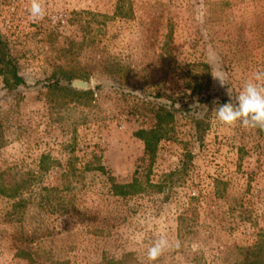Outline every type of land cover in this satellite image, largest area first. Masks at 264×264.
I'll use <instances>...</instances> for the list:
<instances>
[{"label":"rangeland","instance_id":"1","mask_svg":"<svg viewBox=\"0 0 264 264\" xmlns=\"http://www.w3.org/2000/svg\"><path fill=\"white\" fill-rule=\"evenodd\" d=\"M44 6L0 0L24 80L0 74V264H264V131L215 118L264 69V0Z\"/></svg>","mask_w":264,"mask_h":264},{"label":"clouds","instance_id":"2","mask_svg":"<svg viewBox=\"0 0 264 264\" xmlns=\"http://www.w3.org/2000/svg\"><path fill=\"white\" fill-rule=\"evenodd\" d=\"M27 12L29 19L33 21L43 19L46 15L44 0H29ZM213 76L219 80L221 86L226 84L222 75L213 74ZM215 118L224 126H241L264 131V69L251 74L234 102L219 105L215 110ZM180 247L181 242L178 239L170 240L166 236H160L148 247L147 260L155 262L165 252Z\"/></svg>","mask_w":264,"mask_h":264},{"label":"trees","instance_id":"3","mask_svg":"<svg viewBox=\"0 0 264 264\" xmlns=\"http://www.w3.org/2000/svg\"><path fill=\"white\" fill-rule=\"evenodd\" d=\"M0 74L3 75V85L7 88L16 87L22 83L24 80L18 72V62L16 57L12 56L9 53L8 43L0 35ZM57 83V82H56ZM59 86V84H58ZM161 119L157 118L156 124L150 128H139L135 130V135L144 140L145 151L148 153L149 158L153 159L155 154L156 145L160 137ZM113 187L117 194H128L133 190V182L117 183L114 182ZM17 187H9L6 189H1L5 191L6 195L14 196L18 192ZM239 264H259L258 261L253 260L252 258L245 257V259Z\"/></svg>","mask_w":264,"mask_h":264}]
</instances>
